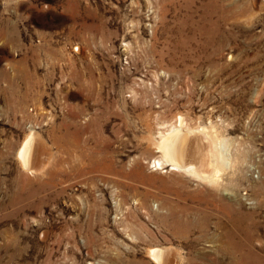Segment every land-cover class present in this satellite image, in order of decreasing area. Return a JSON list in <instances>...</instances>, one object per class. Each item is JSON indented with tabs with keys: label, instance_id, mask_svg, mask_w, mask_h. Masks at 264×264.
I'll return each instance as SVG.
<instances>
[{
	"label": "rangeland",
	"instance_id": "1",
	"mask_svg": "<svg viewBox=\"0 0 264 264\" xmlns=\"http://www.w3.org/2000/svg\"><path fill=\"white\" fill-rule=\"evenodd\" d=\"M177 117L190 163L229 159L218 185L153 167ZM150 248L264 264V0H0V264Z\"/></svg>",
	"mask_w": 264,
	"mask_h": 264
},
{
	"label": "bare ground",
	"instance_id": "2",
	"mask_svg": "<svg viewBox=\"0 0 264 264\" xmlns=\"http://www.w3.org/2000/svg\"><path fill=\"white\" fill-rule=\"evenodd\" d=\"M181 117H179V119L177 117L178 123H179V125H178L179 128L174 127L172 129H170L169 131H166L167 133L161 134L160 139L158 141H156L155 147L157 148V150H159V153L161 152V155H162L161 158L163 159L164 163L161 160H154L153 167L156 169H163L164 167H168L170 172L171 171L183 172L186 175H188L189 177L190 176H192V178L196 177V179L205 180V181H207V183L210 182L212 184L218 185L221 173L226 171L227 167L229 166L228 165L229 159L222 157L223 155L222 156L220 155V153H219L220 151L218 152V149H216L217 147H215V140H213V138H212L211 141L208 143L207 154L206 155L205 154L200 155V156L205 155L204 160H203L204 164L202 162L201 163L203 164V166L207 165L206 167H209L208 172H206V171L202 172V168L200 169V168H198V166L196 167L192 163H190L191 161L189 162L187 160V152H186L187 150L185 149V145H186L185 142H187L186 141L187 137H186L185 133H188L190 130L187 132L184 131L185 132L184 133L183 130L180 128L182 125V118ZM184 124H185V122H184ZM196 131H198V130H196ZM196 131L192 130L193 133L194 132L196 133ZM200 131H202V130H199V132ZM34 136L32 134H30L27 137H25L23 144L21 143L22 144L21 148L17 152V158L21 162V165L27 169L30 168V164H31L30 157L32 156L31 150H33L32 144L34 143ZM196 138H197V136H196ZM188 140H190V139H188ZM200 146H202V145H200ZM192 150H193V148H192ZM200 151L202 152V149ZM204 152H202V153H204ZM190 156H192V155H190ZM201 159H203V158L201 157ZM162 172H164V171H162ZM166 172H168V171H166ZM148 251H149L148 256H150V258L153 261H155L156 263H160L162 261L163 258H161V257H162V254L164 252H162L161 249L150 248Z\"/></svg>",
	"mask_w": 264,
	"mask_h": 264
}]
</instances>
